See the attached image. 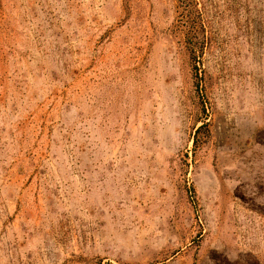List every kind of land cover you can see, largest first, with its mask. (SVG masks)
<instances>
[{"label": "rangeland", "instance_id": "rangeland-1", "mask_svg": "<svg viewBox=\"0 0 264 264\" xmlns=\"http://www.w3.org/2000/svg\"><path fill=\"white\" fill-rule=\"evenodd\" d=\"M0 264H264V0H0Z\"/></svg>", "mask_w": 264, "mask_h": 264}]
</instances>
